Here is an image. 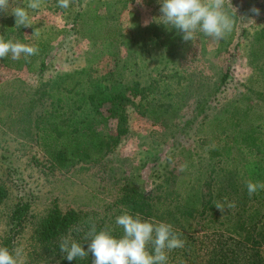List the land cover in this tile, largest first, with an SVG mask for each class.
Wrapping results in <instances>:
<instances>
[{"label":"rangeland","instance_id":"374dc122","mask_svg":"<svg viewBox=\"0 0 264 264\" xmlns=\"http://www.w3.org/2000/svg\"><path fill=\"white\" fill-rule=\"evenodd\" d=\"M28 3L10 0L0 12V28H14L13 42L39 49L26 69L0 66V246L15 205L29 202L13 247L24 249L26 264L33 233L54 207L103 220L123 234L115 220L125 210L118 203L124 187L135 188L156 217L167 219L146 220L167 223L175 204L190 192L207 191L211 166L219 160L214 148L223 154L230 147L237 158L257 150L264 155L255 135L257 128L264 138V0H231L232 6L226 0L235 19L232 32L220 41L197 33L189 42L162 24L159 0H70L67 9L41 0L29 10L31 26L16 27L12 11ZM253 6L259 16L249 11ZM114 61L124 83L143 88L127 107L128 134L103 159L69 170L52 167L35 144L34 122L49 103L42 92L59 77L99 79ZM236 164L225 166V174L239 182ZM225 174L218 178L224 184ZM221 204L216 226L224 228L227 204ZM204 220L183 219L175 231L200 237L209 227ZM180 262L177 249L168 253L167 264Z\"/></svg>","mask_w":264,"mask_h":264},{"label":"trees","instance_id":"16d2710c","mask_svg":"<svg viewBox=\"0 0 264 264\" xmlns=\"http://www.w3.org/2000/svg\"><path fill=\"white\" fill-rule=\"evenodd\" d=\"M13 33L14 28H0V36H4L5 40H9ZM18 41L23 42L20 39ZM29 60L30 56L25 57L23 54L18 60H13L9 54L0 59V66L20 71L29 67ZM114 62L115 67L108 69L99 79L82 83L69 76L59 77L49 85V89L45 88L42 92L49 103L34 122L35 144L44 152L52 167L69 170L78 164L103 159L128 134L127 107L141 97L143 88L138 82L124 83L121 71L116 68L118 63ZM43 68L44 60L39 69ZM68 78L67 85L64 81ZM111 122L115 124L114 128L110 127ZM255 130L260 147L264 148L263 135L259 129ZM231 150L226 147L224 153L219 154L220 149L214 148V156H219V160L211 166L209 181L205 183L207 191L204 193L200 189L199 192H190L182 203L175 204L167 214L171 219L167 223L173 225L174 230L183 219L191 221L202 216L209 226L200 237L181 233V238L187 243L185 247L177 249L181 259L179 264H264V190L249 197L246 188L250 180L264 181V155H260L257 150L249 158H237ZM233 162L238 163L235 168L241 176L239 182L231 181L232 177L225 174L229 172L225 166ZM223 174L226 184L218 179ZM216 185L219 186L215 188ZM4 190L0 186V202L5 196ZM219 202H235L234 208L227 207L224 228L216 226L218 219L215 204ZM118 203L132 214L139 212L144 219L167 220L163 214L156 217L135 188L124 187ZM247 204H250L248 209ZM29 205V202H18L15 205L2 246L9 249L14 247ZM96 225L98 230L105 225L110 226L103 220ZM88 228L89 219L80 212L62 213L54 207L33 233V250L28 254L27 264H92L91 254L70 262L64 259V254L59 250L60 238L67 235L69 229L72 230L73 239L84 244L87 249L88 241L84 236ZM113 234L119 237L122 231Z\"/></svg>","mask_w":264,"mask_h":264},{"label":"clouds","instance_id":"9594fccd","mask_svg":"<svg viewBox=\"0 0 264 264\" xmlns=\"http://www.w3.org/2000/svg\"><path fill=\"white\" fill-rule=\"evenodd\" d=\"M160 20L165 26L170 25L182 34L185 42L193 41L197 33L220 41L233 30L235 19L226 9V0H159ZM231 4V0H228ZM10 0H0V12H6ZM41 6V0H29L26 7L17 6L13 9L16 27L31 26L29 10H36ZM57 6L67 9L70 0H57ZM232 6V4H231ZM249 11L260 15V9L253 6ZM38 47L28 45L0 36V59L11 54L13 60H18L23 54L25 57L38 54ZM187 165L179 168L184 171ZM246 188L249 197L264 190V181H248ZM227 200V198H225ZM215 207L222 213L224 204L216 203ZM229 209L235 207V202L227 203ZM222 219V217H221ZM116 225L120 226L123 234L117 237L113 229L105 225L98 230L96 223L89 218V228L84 239L88 241L87 249L84 244L77 242L71 235L59 241V250L64 259L73 261L83 259L91 254L92 264H167L168 253L185 247L187 241L181 238V233L174 230L173 225L166 222L146 220L137 212L132 214L125 209L122 215L116 217ZM151 248V250H150ZM0 264H26V257L22 247L9 249L0 246Z\"/></svg>","mask_w":264,"mask_h":264}]
</instances>
